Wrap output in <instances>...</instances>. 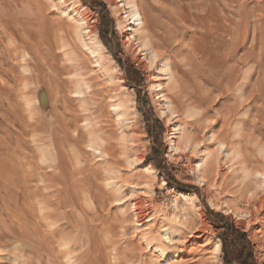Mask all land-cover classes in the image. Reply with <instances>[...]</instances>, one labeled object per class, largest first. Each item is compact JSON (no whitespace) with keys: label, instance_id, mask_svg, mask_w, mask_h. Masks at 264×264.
<instances>
[{"label":"rangeland","instance_id":"rangeland-1","mask_svg":"<svg viewBox=\"0 0 264 264\" xmlns=\"http://www.w3.org/2000/svg\"><path fill=\"white\" fill-rule=\"evenodd\" d=\"M63 1L0 0V264H211L207 250L217 239L225 243L223 264H264V186L257 184L264 179L255 172L264 169V0H207L209 18L198 27L179 22L171 0H138L146 30L163 45L159 52L174 57L163 58L172 61L178 84L166 79L164 85L178 119L168 110L162 114L149 89L153 69L125 43L121 14L109 0ZM66 5L87 15L104 45L101 33L106 36L122 72L110 57L97 63L83 48ZM193 12L197 19L203 14ZM208 28L220 31L215 44L202 36ZM202 39L218 47L219 57L237 43V57L228 64L240 69L238 88L225 76L216 88L198 89L203 83L191 78L187 86L196 85L195 92L180 90L183 72L174 63L194 57ZM251 49L257 67L252 86L245 79ZM222 62L215 80L229 73ZM77 84L81 94L73 93ZM191 93L204 104H182ZM123 97L134 106L119 120L113 105ZM173 121L192 133L194 148L200 146H183L169 159ZM90 131L99 152L88 148ZM219 139L229 148L220 149ZM204 146L214 154L201 181ZM236 149L241 154L234 157ZM189 192L197 202L180 196ZM159 244L167 247L164 257L155 250Z\"/></svg>","mask_w":264,"mask_h":264},{"label":"bare ground","instance_id":"bare-ground-1","mask_svg":"<svg viewBox=\"0 0 264 264\" xmlns=\"http://www.w3.org/2000/svg\"><path fill=\"white\" fill-rule=\"evenodd\" d=\"M171 1L175 3L176 9L178 10V12H180L182 14L183 13H187L185 17L182 14L177 13V15H179L178 16L179 17V22H181L183 24H188V23H192L193 21H195V24H193L194 27H198L200 24H203L204 25V22L203 21L200 22L201 21L200 19L209 18V15H208V14H210L209 10L211 11L212 6H213V5L209 6V3L208 4L206 3L207 0H171ZM62 2H64V1L62 0ZM109 2H110V5L113 7L114 11L116 13L120 12V14H121V17H120V26H123V37L125 38V40H124L125 43H127L129 46H132V47H135L136 46V48L140 52L139 54L141 55L143 53L144 56H145V60L149 63V64H144L145 65L144 67L145 68H148V67L151 66L152 69H153V72H152V74L150 76V79H149V81H150L149 82V89L152 90L151 91L152 92V95L157 99V101H159L161 103V105H162L161 108H162V111H163L162 114L165 115L166 110H168L169 112L168 111L167 112H168V114L170 113L171 117L169 115L168 116L171 119H173L172 117H174V116H175V118H177L178 115H179L178 114V111H177V108H176V106L174 104L173 99L166 94V88H165V85H164L165 84L164 83V80L169 79V80L172 81V80H175L176 77H177V74H176L177 71L175 70L176 68H174L173 64H171L172 61H170V58L169 59L163 58L165 56V54L167 56L168 55L171 56V52L170 51L159 52L158 49H163V45L161 43H158V41H157V43L154 42L153 37H152V34L146 30L145 18H144V15H143V11H142L141 5H140V3H139L138 0H119L118 2L120 3V5H119V3L116 0H109ZM237 4H239V3H237ZM72 8H73V6H72ZM65 9L66 10L69 9L70 11H72L73 18H74L75 22L79 26V28H77L78 29L77 30V35H78V38H79V40H80L83 48L85 50H87L93 56V58L95 59V61L97 63H102V61H104L105 59H107L106 56H108V57L111 58V61L116 65V67L119 69V66H118L117 62L111 56L110 52L107 50V48L105 47V45L102 43V41L99 38V35L93 30V26H91V24H89V22H88V20L86 18L87 15L85 16V14L84 13H81L80 10H76V9L75 10H71V7H68V6L65 7ZM245 10H246V8H245ZM193 11H195V12L196 11H201V13H203V14L200 15L199 19H197L195 17V13ZM63 12L65 13V11H63ZM244 24H243V27H245ZM210 26H211V24H210ZM219 32L220 31H218L217 28H214V29H209L208 28L207 30L203 31L202 36H204L205 38L212 37L214 39L213 44H215L216 41L219 40V38L222 37L220 34H218ZM172 34H173L172 35L173 37H175V36L178 37L179 36L178 31H175V30H174V32L172 31ZM228 34L230 35L231 32L228 33ZM158 37H159V39H161L162 35L161 34L160 35L158 34ZM242 37L244 39V36H242ZM205 40L206 39H202L197 45L194 44L193 49H192L193 50L192 54L195 55L194 57L191 58L188 55L189 58L186 57V56L184 57V61H183L184 63H181V64L174 63L175 67L178 66L180 68V69L178 68V70H180L181 72H183V77H182V79H180L182 82L179 81V83H180V87H179L180 90H184V89H181V88H184L185 86H187L188 85V82L187 81L189 79H191V78L198 79L199 81H201V83H203V87L202 86H200V87L198 86L197 87L198 89L199 88L202 89L204 87L207 88V84H211L213 87L216 88V87H218L223 82V78L225 76H227V78H229L230 80L234 79V81H233L234 85L232 87L238 88L235 84H237V82H238L240 69H239V71L238 70L236 71V68L234 66H230L228 64L229 62L233 61L237 57V54H236V49L238 48L237 43H233L231 46H229V48L227 50H225V52L222 55V57H219L218 54H217L218 47H214L213 45L211 47H208L207 44H206V42H205ZM155 43H156L157 46L155 45ZM186 49H187V47H186ZM220 52H218V53L221 54ZM135 53L137 54V52H135ZM167 56H165V57H167ZM173 58L171 56V59L172 60H174ZM240 58H242V57H240ZM161 60H164V61L161 62ZM222 60H223V62H222L223 66H224V64H225V67L226 66H230L229 73H227V74H225L224 76H221V77L219 76V77H217V80H215V77H213V76H216L217 73L220 72V69H223L220 66H217L218 62L219 61H222ZM240 60L241 59H239V61ZM246 60L248 61V65H249V67L247 66L249 68L248 69L249 70L248 71L249 72L248 73L249 75H247L248 77L246 76L247 78L245 77V79L249 80V82H250V84L252 86L253 83H254V77H255L256 72H257V67H256L255 62L253 60V49H251V52L248 54ZM176 64H177V66H176ZM222 64H221V66H222ZM235 65H236V63H235ZM119 71H121V70L119 69ZM235 73H236V75H235ZM240 76H241V74H240ZM176 84H178L177 81H176ZM242 87H243V84H242ZM242 87H239V90L241 89L240 90V94L242 93L241 91H243ZM76 88L79 89L78 84H77ZM188 88H190L191 89V92H193V93L197 89L196 88V85L189 86ZM229 90H232V88L230 87ZM82 92H83V90L79 89V91L73 92V93L81 94ZM193 93H191L188 96V98L190 96L192 97V94ZM124 96H125V94H124ZM185 98L186 97H181V100L182 99L185 100ZM121 99H122V101L119 100L120 101L119 103L116 102L117 104H114V105L112 104L113 105V108H114L113 111H115V113L118 114L117 117L119 118V120H122V118L124 117V113L125 112L131 113L132 112L131 110L133 109V106H134V104L132 105V100L130 98L128 99V97L127 98L126 97H123ZM242 99H243V95H242ZM133 101H134V98H133ZM185 101L182 104L187 103V105L193 106L196 109V108H199L200 105H203L204 104L205 98H198L195 95V96H193V98H189L188 100H185ZM176 102H178V101H176ZM180 103H181V101H180ZM187 105H186V107H187ZM245 114H247V113H245ZM123 119H125V118H123ZM176 122L177 121H173L171 123V124H173V126H172L171 132H170V134L168 136V139H167L168 140L167 143H168V146H169V151L167 153V157L169 159H172L173 156H174V153H177L179 150H181V148H182V150H183L184 147L187 148V149H189V147H190V149H193L194 148V145H195V141H196V140L194 141V138L192 137L193 135H192V133L190 134L189 130H188V132H186L187 130L186 131L183 130V129L181 130L180 127L177 124H175ZM239 124H241V123H239ZM239 124H238V126H239ZM85 125H84V128L87 129L88 128V124H85ZM239 127L241 128L242 126H239ZM187 129H188V127H187ZM238 130H243V129H238ZM88 135H89V138H88L89 140L87 139V141H88L87 142L88 148L89 149H93V151L97 152L98 151V148L97 147L99 146V142H98V139H97L95 133L90 131ZM98 137H99V139L101 138L100 135H98ZM197 144L198 143L196 142V145ZM217 144H219V146L220 145H224L223 148H225V149H227V147H228L227 143L224 142L221 139H219V141H218ZM199 145H200V142H199ZM205 147L206 146H204V150L203 151L201 150L203 153L205 151ZM196 148L197 147L195 146V148H194L195 151H196ZM220 149H221V147H220ZM262 149H264V147ZM236 150L237 151H234V157H235V152L237 153L239 151L240 154H241V151L239 149H236ZM209 152H210V149H209ZM193 153H194V151H193ZM226 153H227L226 155H229V150ZM213 154H214V152L213 153H208V152L206 153L205 152L204 154H202V156H199V157H201L200 158L201 159L200 160L201 163H199L198 166H197V175H198L197 177H199L200 179H202L201 181H204L203 179H204L205 172L207 170H209V171L212 170V168H211V166H212L211 164L212 163L209 162L211 166H208V164H209L208 163V161H209L208 159H209V156L210 155H213ZM237 154H239V153H237ZM241 166H243V165H241ZM261 170L260 171L259 170H256L255 172H257L256 174L259 175L261 178L264 179V169L262 171ZM146 171L149 174H151V173L153 174V171H154L153 166L150 165V164H148ZM245 172H246V170H245ZM247 172H250V170H248ZM250 174L256 176V174H252V173H250ZM250 174H248V176ZM151 175H149V176H151ZM241 177H243V174H242ZM150 178H152V177H150ZM107 184H109V183H107ZM257 184H259L258 187L260 185H263L264 186V181L263 182L262 181H257ZM180 196L183 197V198L186 197L187 200L190 198V200H188L189 202L190 201L197 202V198H196L195 194L192 193V192L191 193L190 192L189 193H181ZM136 208H138V207H136ZM231 210H232V208H231ZM136 211H137V209H136ZM235 211H237V210H235ZM235 211H233V213ZM138 212L140 213V211H138ZM237 213L238 212H236L234 214H237ZM136 214H138V213H136ZM51 228H52V226H51ZM205 228H203V229H205ZM166 229H165L166 230L165 231V234L169 231L168 228H166ZM203 231L204 230H200V233L203 232ZM172 232L174 233V228H173V231H171V233ZM201 234H203V233H201ZM201 236L200 235H196V236H191V237L200 238ZM145 237H144V239H145ZM168 238L169 237H167V239ZM222 247H223V244H222V241L220 239H217V240L211 242V244L209 246V250H207L209 252V255H210L209 261H210L211 264H223L222 263V254H223ZM165 248L167 249V247H165ZM165 248H164V245H160V244L157 245V246H155L156 252H158V254H160L163 257L165 256L166 251H167V250H165Z\"/></svg>","mask_w":264,"mask_h":264},{"label":"trees","instance_id":"trees-1","mask_svg":"<svg viewBox=\"0 0 264 264\" xmlns=\"http://www.w3.org/2000/svg\"><path fill=\"white\" fill-rule=\"evenodd\" d=\"M101 38H102L103 42L105 43L106 47L109 48V45L106 44V36H105L104 34L101 33ZM115 60L121 65V68L124 69V65H123L121 59L118 58L117 56H115ZM138 101L140 102V95H138ZM147 129H148V133H149L150 135H152V132L150 131L148 125H147ZM150 161H151V160H150ZM176 184H177V186H179V188H180L181 190H183V191H190L189 187H186V186L180 185V184H178V183H176ZM243 236H245V235H243ZM223 247L225 248V243L223 244ZM237 260H238L239 262H242V261H243V258H241V257L239 256V257H237Z\"/></svg>","mask_w":264,"mask_h":264},{"label":"snow or ice","instance_id":"snow-or-ice-1","mask_svg":"<svg viewBox=\"0 0 264 264\" xmlns=\"http://www.w3.org/2000/svg\"><path fill=\"white\" fill-rule=\"evenodd\" d=\"M199 146H200V145H199V144H197V147H199ZM220 147H221V148H223V147H224V145H220Z\"/></svg>","mask_w":264,"mask_h":264}]
</instances>
